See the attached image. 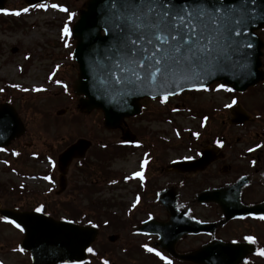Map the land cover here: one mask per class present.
<instances>
[{
	"label": "rangeland",
	"instance_id": "374dc122",
	"mask_svg": "<svg viewBox=\"0 0 264 264\" xmlns=\"http://www.w3.org/2000/svg\"><path fill=\"white\" fill-rule=\"evenodd\" d=\"M86 1H47V3H57L67 8L69 12L75 13L71 21H68L67 13L53 9H48L47 11L31 10L29 13L19 17L0 14V89H3V91H0V98L3 101H10L26 126V134L14 142L7 151L10 154L14 150H20L23 157L16 161L8 157L9 161L13 163L12 171L5 169L4 164H1L3 162H1L0 178L8 182L3 186V190L5 191L11 190L7 184H15L26 185L29 192H35L34 195L25 194L22 196L23 204L32 202V198L38 194L36 191L43 192L42 190L46 186L35 180L38 178V173H44L48 170L56 171L55 159L70 143L80 138L94 140L95 146L100 141H117L116 134L103 130L102 115L100 113L93 112L90 115H86L79 112V98L73 92L74 80L78 77V67L73 58L69 59V53L73 56L75 43L72 41L71 36L62 38L61 29L64 24H68L71 31ZM8 6L9 11L22 8L18 0H10ZM261 37L264 40V32L261 33ZM65 40H67L69 47L64 46ZM57 65L59 66L58 68ZM50 75L52 76L51 80L48 79ZM57 80L67 85V92L55 83ZM13 84L29 89L32 87H42L45 91L33 92L30 90L28 92H21L18 88L11 87ZM215 88L202 94H184V96L172 100L173 104L179 105V111L187 110L181 115V118H178V115L172 116L168 111H163L157 103H148V108L153 114L131 123H141L143 121L142 125L148 132L145 138L149 140L147 143H151L149 144L151 148L149 150L150 154L145 155L144 150L146 149L142 148L137 152L135 158L127 155V157L123 159L119 158L120 160H118L116 159L117 154L112 153L110 155L112 161L104 165V167L107 169L111 162H113L110 171H118V173H112L109 178H121L123 175L131 176L133 171L137 172L139 170L138 161H147L149 156L152 165L150 170L152 177L154 175L155 178H166V176H163L164 173L161 171L160 166L164 164L168 165L180 153L181 156L190 154V152L184 150L183 144L178 140L176 128L178 126L184 128L185 139L183 143L186 144L187 131L190 130V125L185 119L189 117L187 113L191 109L199 111L205 109L204 104L206 101H211L209 103L212 106L217 105L216 107H220L224 104L223 101L225 99H229L230 96L215 91ZM251 97H256L258 102L264 106V82L260 86L243 94L241 98L242 103L243 101H250L251 103ZM60 110H66V113L58 115L57 113ZM166 116L173 117V121H168ZM117 134L119 137V133ZM152 137L153 140H150ZM152 144H154V147ZM176 148H181V152H175ZM49 159L54 162L55 167L49 165ZM34 175L35 178H33ZM73 177L76 178L77 182L82 183L80 187L83 188L82 191L85 195L88 196L94 192H98L97 195L88 197L87 200L82 199L79 202V205L84 206L87 208V211L93 212V214L97 213L98 208L96 206L99 203L98 199L105 201L110 200L113 195H126L130 187L119 185L118 189L115 190L112 187L106 188L104 186L105 183H100L96 176H91L90 178L89 171L86 169L85 172L79 171L77 168L74 169ZM168 178L172 177L168 176ZM97 183L102 184L101 191L97 190L99 189L97 188ZM45 193L38 195L41 198H45L43 197ZM4 200L8 204L18 202L16 198L10 197V195L6 196ZM131 200L132 197L130 196V202ZM37 201H34V203ZM100 211L109 213V211L104 209ZM51 212H56L58 217L68 216L69 214V211L60 214L55 210L54 206L51 208ZM1 231H5V228L1 227ZM7 234V231L6 234H0L1 241L6 244L9 243ZM107 234L109 233L106 232ZM20 238L19 236L18 241ZM108 248L111 247L109 246ZM11 253V251H8L6 255L11 256ZM9 264H26V261L20 258L16 262L9 261Z\"/></svg>",
	"mask_w": 264,
	"mask_h": 264
},
{
	"label": "snow or ice",
	"instance_id": "6c2138e0",
	"mask_svg": "<svg viewBox=\"0 0 264 264\" xmlns=\"http://www.w3.org/2000/svg\"><path fill=\"white\" fill-rule=\"evenodd\" d=\"M48 9L67 13L68 21L75 15L57 3H47L43 0L29 3L28 6L15 11L0 8V14L19 17L31 10ZM98 19L104 32L101 38L103 47L94 50L93 55L100 59L93 61L90 66L93 72V87L101 96L114 94L128 97L146 90L183 87V83L187 82H193L192 90L208 91L209 89L203 83H199L200 81L229 68H247V63L241 61L247 60L249 53L244 50L251 49L253 44L244 38L249 35L248 28L252 23L264 21V0H102ZM71 35L68 24H64L61 37L67 38ZM64 46L69 47L67 40ZM72 58V54L69 53V59ZM48 79L51 80L52 76L50 75ZM55 83L65 92L68 91L66 84L58 80ZM11 87L18 88L21 92L45 91L42 87L29 89L16 84ZM214 90L234 91L225 84H218ZM174 94L179 93L174 90L165 91L159 98L160 103H165L169 96ZM236 103L233 99L224 107L231 108ZM203 126L202 123L201 127ZM192 135L198 137L199 134L193 132ZM216 144L217 147L222 146L220 141H216ZM4 151L5 149L0 147V152ZM248 151L254 149L249 148ZM12 155L18 154L13 152ZM184 159L192 160L193 157L186 156ZM48 163L55 167L51 159ZM146 163V160L142 161L140 168L143 169ZM135 178L143 180L142 172H134L124 179ZM42 179L52 183L49 176ZM136 201H139V197ZM33 211L41 213L43 206L35 207ZM251 218L264 221V215H252ZM149 219L152 217L149 216ZM7 222L13 224L19 231H25L19 223L13 220ZM65 222L73 223L71 220ZM89 223L91 224V221ZM91 226L96 227L95 224ZM242 239L250 245L256 243L250 235ZM232 243L236 244L238 241L233 240ZM141 247L149 253H154L164 261V264H172L170 259L155 248L144 244ZM85 251L92 253L93 249L86 248ZM254 254L264 257V248L257 249ZM104 264L108 262L105 261ZM245 264L248 262L245 261Z\"/></svg>",
	"mask_w": 264,
	"mask_h": 264
},
{
	"label": "flooded vegetation",
	"instance_id": "af4514ba",
	"mask_svg": "<svg viewBox=\"0 0 264 264\" xmlns=\"http://www.w3.org/2000/svg\"><path fill=\"white\" fill-rule=\"evenodd\" d=\"M205 109L193 110L192 131L186 137L181 132V143L184 150L190 152L193 161L202 160L206 149L215 148L216 141L222 142V146L215 149V161L206 166H195L191 173L174 174L176 194V207L178 214L174 212L171 204L173 196L167 194L160 203L158 196L160 191L166 187L165 180L154 178L152 183L146 184L145 190L140 194V202L136 207L124 206L123 196H116L118 212L113 214L110 222L102 217L101 225L110 228L115 233V238L109 235L100 237L93 252L89 255V261L84 264H164L154 253H149L141 247L142 244L155 248L163 256L172 261V264H194L184 263L178 259L179 254L197 251L203 246L220 240L225 243L238 241L241 245V264H264V257L255 255L257 249L264 248V221L252 219V215H264V111H254L251 119L246 120L240 111H232L230 108L214 110L209 102H205ZM207 117L205 120L204 118ZM242 124L239 126L232 123ZM203 123V127L201 124ZM128 127V125L126 124ZM140 131V129H138ZM198 133V137L192 135ZM261 147L257 148L256 146ZM249 148L254 151H248ZM199 153V155H197ZM186 157V156H184ZM180 156V160H185ZM178 159V160H179ZM162 171H167L161 167ZM165 174V173H164ZM73 178H68V186ZM240 183L239 189H232L220 195L221 205L230 213H237L238 218L226 221L222 217L220 207L213 201H198V197L206 191L219 188H230ZM162 186V187H161ZM16 198L17 203L8 204L4 198ZM239 198V205H238ZM23 197L19 190L11 194H0V203L18 208L22 206ZM168 201V203H167ZM22 203V204H18ZM167 203V205H164ZM181 205L183 207H181ZM171 212L176 213V218L182 219V213L201 224L217 225L216 230L202 232L183 238L176 246L178 254H170L166 249L159 246V239L153 235L135 234L134 228L143 222L151 221V224H161L170 221ZM251 214V215H250ZM149 216L152 219H149ZM244 217V219H239ZM5 223V222H3ZM1 225L0 233L10 234L8 238L10 245H15L17 233L10 225ZM1 227L5 231H1ZM104 231V229H102ZM246 235L252 236L256 243L248 244L243 241ZM13 238V239H12ZM1 242V240H0ZM0 246L2 244L0 243ZM111 248H108V247ZM8 247V246H4ZM2 249V248H1ZM0 259L5 260L1 255Z\"/></svg>",
	"mask_w": 264,
	"mask_h": 264
},
{
	"label": "water",
	"instance_id": "95a60500",
	"mask_svg": "<svg viewBox=\"0 0 264 264\" xmlns=\"http://www.w3.org/2000/svg\"><path fill=\"white\" fill-rule=\"evenodd\" d=\"M4 1L0 0V8H3ZM26 2L29 4L38 2V0H26ZM101 5L102 0H90L86 5V9L81 11L80 18L72 30V37L77 42L74 57L80 71L79 78L75 82V93L81 96L82 111L101 110L104 113L105 126L114 129L119 127L125 118L141 113V99L160 98L165 91L169 90H174L176 93L192 90L193 82L183 83V87L172 86L171 88L146 90L143 93L128 97L114 94L101 96V93L93 87V72L90 66L93 61L100 59V57L93 55L94 50L103 47L101 38L104 36V32L98 19ZM263 28L264 21L252 23L248 28L249 35L244 39L252 42L253 47L244 50L249 53L247 60L241 61V63H247L246 69L240 67L229 68L224 72L214 73L211 78L202 80L199 83H203L205 87H208L214 82H221V84L232 87L239 92H244L248 88L259 84L264 78L263 72L259 70L263 42L255 32ZM245 72L251 74L246 75ZM99 79H102V77H99ZM62 113L64 111L59 114ZM24 132V125L20 121L16 110L9 104L1 105L0 147L7 146ZM126 137L130 138V135L128 134ZM89 147L90 142L81 139L68 148L59 157L61 173L65 175L71 161L74 158L83 157ZM61 181L64 184L65 178L62 177ZM0 213L5 218L19 223L25 229L22 247L31 253L34 264L80 263L87 258L85 249L90 248L98 236V231L95 228L74 223L68 224L65 221H57L36 212L22 213L0 208ZM169 232L171 231L167 232V236H169ZM164 239L169 238L164 236ZM217 259L223 263L227 262L222 256L217 257Z\"/></svg>",
	"mask_w": 264,
	"mask_h": 264
}]
</instances>
